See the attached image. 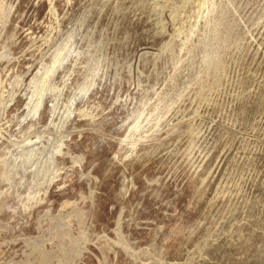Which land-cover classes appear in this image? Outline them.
<instances>
[{
  "label": "rangeland",
  "instance_id": "1",
  "mask_svg": "<svg viewBox=\"0 0 264 264\" xmlns=\"http://www.w3.org/2000/svg\"><path fill=\"white\" fill-rule=\"evenodd\" d=\"M0 264H264V0H0Z\"/></svg>",
  "mask_w": 264,
  "mask_h": 264
}]
</instances>
